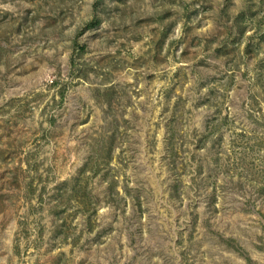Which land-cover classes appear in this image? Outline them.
<instances>
[{"label": "rangeland", "instance_id": "rangeland-1", "mask_svg": "<svg viewBox=\"0 0 264 264\" xmlns=\"http://www.w3.org/2000/svg\"><path fill=\"white\" fill-rule=\"evenodd\" d=\"M0 264H264V0H0Z\"/></svg>", "mask_w": 264, "mask_h": 264}]
</instances>
